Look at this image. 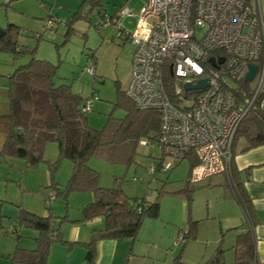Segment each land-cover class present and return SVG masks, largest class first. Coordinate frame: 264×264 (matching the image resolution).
I'll use <instances>...</instances> for the list:
<instances>
[{"label":"rangeland","instance_id":"rangeland-1","mask_svg":"<svg viewBox=\"0 0 264 264\" xmlns=\"http://www.w3.org/2000/svg\"><path fill=\"white\" fill-rule=\"evenodd\" d=\"M259 3L264 7V0H259ZM70 17L68 13V17L59 18L67 21ZM54 22L53 26L56 25ZM122 23L133 31L136 20L132 17L119 18L117 25L121 26ZM81 24L85 25L82 30L78 26L76 28L75 25ZM57 26H60L57 30L44 29L43 37L38 41L31 34L23 33L18 36V42L35 49L34 57L46 59L57 66L56 83H68L74 92L84 97L93 92L92 108L87 115V122L92 128L102 129L110 116L114 119L123 118L126 108L117 105V98L118 91L125 90L130 76L134 50L131 41L115 36V32L97 29L92 24L87 26L83 21H75L68 33L65 32V25ZM90 52L94 55V73L87 64V54ZM30 57L29 53L14 56L10 51L0 50V113H6L9 109L8 76L19 64L28 62ZM259 78L260 72L249 81V87L257 86ZM229 82L237 86L235 81ZM261 108L264 109V101ZM2 140L3 134H0V145ZM238 145L235 144L234 149H238ZM161 157V148L155 142L148 144L139 141L128 164L122 160L121 154L117 162H110L100 156H92L87 162L99 173V185L102 187H112L117 183L126 196L145 197L149 201L160 193L158 216L144 217L133 242L135 253H138V264H171L173 258L178 256L188 264H211L210 259L217 249L222 250L219 264H234L238 226H246L239 204L232 195L226 196L222 185L214 182L216 174L189 184L190 201L185 195L176 194L188 177L190 162L187 157L180 161L172 156ZM43 159L36 165L28 166L23 158L0 154L1 241H12L11 237L17 240L14 234L6 233L4 228L19 208L45 215L50 207L53 224L59 226L65 221L63 216L66 212L77 217L81 214L82 204L92 200L91 191H69L66 197L53 195L52 180L63 189L71 176L73 165L69 159L59 156L57 144L53 141L45 144ZM55 162L52 179L48 163ZM160 162L161 166L163 163L175 165L168 171L158 169L153 175L150 174L147 169ZM46 200L49 205H46ZM233 217L238 218L235 221L238 225H228ZM190 222L194 224L190 237L180 240L182 233L189 230ZM35 234L36 230L32 228L21 227L19 245H35Z\"/></svg>","mask_w":264,"mask_h":264},{"label":"trees","instance_id":"trees-1","mask_svg":"<svg viewBox=\"0 0 264 264\" xmlns=\"http://www.w3.org/2000/svg\"><path fill=\"white\" fill-rule=\"evenodd\" d=\"M86 1L88 7L83 9ZM92 14L98 17L97 20L105 16L102 0H84L72 14L68 24L78 19L92 22ZM51 22L52 25L48 28L53 26V20ZM23 33L24 30L13 23L0 26V50L10 51L14 56L25 53L31 55L28 62L19 64L8 76L9 109L6 113H0V134H3L0 154L4 157L23 158L28 166H33L44 160L43 150L47 142L53 141L57 144L59 156L69 159L73 169L63 189L52 180L53 195L66 197L69 191H91L92 200L82 204L81 218L73 221L92 220L98 216L104 219L103 227L93 229L90 240L82 243L86 248L87 258L92 260L95 252L94 244L98 239L130 238L134 240L144 217L158 216L160 193H157L155 198L149 201L145 197L126 196L117 183L112 187H102L99 185V173L87 162L92 156H100L110 162H117L120 160L121 154L122 160L128 164L139 141L144 140L148 144L158 143L160 115L153 109L137 108L125 91L119 90L117 105L126 108L125 116L118 119L110 116L102 129L92 128L87 122V115L91 111L92 103L88 110L85 107L89 100L91 102L93 92L84 97L74 92L70 84L56 83L57 66L46 59L34 57L35 49L20 45L17 38ZM31 35L37 41L43 37L41 33H31ZM90 59L95 66L92 52L87 54V61ZM244 87L246 88L245 85ZM262 100H264V88L258 93L254 107L247 111L237 127L232 141V158L226 172V183H229L232 196L242 208L246 222L245 228L239 227L240 230L236 236L234 264H264L256 256L253 208L239 178V170L236 169L233 162V151L237 139L243 138L245 141L241 150L264 144ZM163 157L164 155L161 159ZM185 157L190 162L191 171L193 165L197 163V159L191 154H187ZM56 163H48L52 179ZM174 165L175 163L170 164L164 170L161 169L160 162L157 166L153 165L154 170L150 174L153 175L158 169L168 171ZM190 171L183 187L175 192L185 195L189 201L191 200L189 184L193 182L190 180ZM49 204L46 200V205ZM2 218L3 214L0 210V225ZM63 218L69 219L67 212ZM9 226L13 230L9 231ZM193 226L194 224L190 222L189 230L182 233L180 240L190 237ZM21 227L36 230L33 237L35 246L32 248L23 247L17 242L13 253L7 256L13 264H46L49 247L52 243L70 244L63 238L60 228L53 224L50 207L45 215H38L25 208H19L14 218L11 217L8 220V225L4 230L6 233L14 234L18 241ZM221 260L222 250L217 249L210 262L219 264ZM171 264L188 263L178 256L173 258Z\"/></svg>","mask_w":264,"mask_h":264},{"label":"built area","instance_id":"built-area-1","mask_svg":"<svg viewBox=\"0 0 264 264\" xmlns=\"http://www.w3.org/2000/svg\"><path fill=\"white\" fill-rule=\"evenodd\" d=\"M123 16L136 17L133 31L117 25ZM111 23L117 36L134 44L124 91L137 108L158 111L162 155L195 156L193 182L225 172L234 134L264 80V7L259 0H143L139 11L121 6L95 26ZM87 63L94 73L93 61ZM249 63L256 64L254 77L260 72L253 88L244 79ZM200 79L207 81L204 88H184ZM90 106L89 100L85 108ZM169 166L163 163L162 169ZM147 170L152 173L154 166Z\"/></svg>","mask_w":264,"mask_h":264},{"label":"crops","instance_id":"crops-1","mask_svg":"<svg viewBox=\"0 0 264 264\" xmlns=\"http://www.w3.org/2000/svg\"><path fill=\"white\" fill-rule=\"evenodd\" d=\"M83 1L84 0H0V26H5L7 23L16 24L20 26L22 30H24V34H43L45 32L44 29L51 31L53 29L57 30L60 27L57 25H65V32H70L75 21H83L87 24V26L93 23L92 25L95 26L94 23L97 22L96 20L98 17L94 16L93 14L91 15L92 22L84 19H78L73 20L68 24L72 14L75 12L78 6L83 3ZM111 1L112 2L109 0H102L103 12L110 16H113L116 13L115 11H117L121 6L126 5L133 11L137 12L143 5V0H129V2L126 0H123V2H119V0ZM87 5L88 3L86 1L83 5V9H87ZM68 13L69 15L71 14V17L67 21L66 19H62L64 23L57 22L58 19H61L59 17H68ZM130 17L136 20V17L134 16H123L120 18ZM51 20H55L54 25H56L48 28L47 22ZM75 26L76 28L78 26V29L81 30L83 27H85V25L82 24ZM121 27L123 30L130 31L129 27L127 28L125 24L123 25V23ZM99 28H101L103 31H108L109 33L115 32V36H117L116 25L113 23L101 26ZM117 37L126 39L122 36ZM131 44L134 48V44L132 42ZM239 139H237L235 143L236 145H239L238 149L235 148L233 151V162L236 169L239 170V178L242 181V185L246 190V194L248 195L253 208V218L255 221L253 233L255 237L256 256L261 263H264V144L251 147L246 150H241V147L244 145L245 141L243 138H241V141H239ZM228 169L225 172L218 173L219 175L216 174V178L214 179L215 183H219L223 186V190L225 191L227 197L232 195L229 189V183L224 181L226 180V172ZM68 217L69 219L65 220V223H61L58 227L62 232L63 238L66 239L70 244L59 242L52 243L49 247L46 264L139 263L136 260L138 253H135V247L133 245L134 240H131L130 238L98 239L94 244L95 252L93 259L91 260L87 258L86 248L82 243L90 240L93 229H101L103 227V217L98 216L92 220L83 221H73L75 219L81 218L80 213L77 217H72L70 214H68ZM233 218L234 219L229 221L228 225H238L236 224L237 222H235L238 218ZM238 227H241V224ZM241 228L245 227L242 226ZM239 230L240 228H238V231ZM6 240L7 239H3V241L0 240V264H13L7 256L13 253L14 248L17 242L19 244V241H14L12 237V241ZM1 244H3V247H1ZM22 246L32 248L35 245H29L26 243Z\"/></svg>","mask_w":264,"mask_h":264},{"label":"water","instance_id":"water-1","mask_svg":"<svg viewBox=\"0 0 264 264\" xmlns=\"http://www.w3.org/2000/svg\"><path fill=\"white\" fill-rule=\"evenodd\" d=\"M106 15H107V14H106ZM97 29H98V28H97ZM222 60H223V59L220 58V59H219V62H222ZM209 61H210L211 63L214 64L213 57H209ZM255 72H256V64H254V63H249V64H248V70H247V72H246V74H245V76H244V79H245L246 81H250V80H252L253 77H254ZM206 85H207V81H206V79H200V80H198L197 83H195V84L185 83V84H184V88H185V89L204 88Z\"/></svg>","mask_w":264,"mask_h":264}]
</instances>
